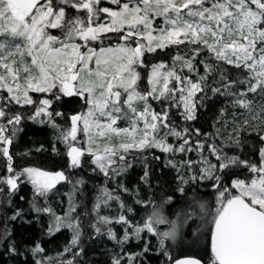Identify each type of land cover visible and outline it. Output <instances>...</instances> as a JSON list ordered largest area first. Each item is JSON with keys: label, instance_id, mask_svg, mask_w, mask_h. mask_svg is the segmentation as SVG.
Wrapping results in <instances>:
<instances>
[{"label": "snow or ice", "instance_id": "snow-or-ice-1", "mask_svg": "<svg viewBox=\"0 0 264 264\" xmlns=\"http://www.w3.org/2000/svg\"><path fill=\"white\" fill-rule=\"evenodd\" d=\"M25 121L54 130L67 169L14 163L46 151L43 143L11 151ZM154 149L164 154L163 168L177 172L167 187L152 183L144 153ZM51 151L58 154L56 143ZM0 159V194L9 204L23 185L32 189L28 210L13 206L0 232L10 255L31 253L21 264H86L76 201L85 182L66 170L87 164L114 180L137 159V186L102 187L87 226L120 247L110 264H145L153 245L142 234L155 238L166 264H264V0H0ZM61 181L72 185L68 192L57 189ZM141 185L149 199L134 203L152 210L137 220L118 193L140 197ZM208 187L211 200L200 196ZM56 196L67 198L66 208ZM112 201L119 214L101 215ZM30 214L29 224L48 218V236L70 231L55 257L38 239L23 249L13 239L8 224ZM186 227L192 245L205 244L206 258L172 256L167 242L182 240ZM132 238L144 243L141 252L124 251Z\"/></svg>", "mask_w": 264, "mask_h": 264}, {"label": "trees", "instance_id": "trees-1", "mask_svg": "<svg viewBox=\"0 0 264 264\" xmlns=\"http://www.w3.org/2000/svg\"><path fill=\"white\" fill-rule=\"evenodd\" d=\"M161 57H152L149 56L150 60H158ZM164 59H168L167 56H163ZM78 103L77 100H66L64 111H69V109L76 106ZM210 115V114H209ZM58 123H63L62 121H57ZM211 122V121H209ZM191 123V122H190ZM199 127V124L195 125ZM21 131L17 134L16 139L12 145L11 151L13 153H26L29 149H34L43 143L44 148L46 149L43 153L31 152L27 156H16L14 158V163L18 166H37L44 168L45 170H61L67 169V160L65 157V148L64 145L55 141V132L47 124H40L33 121H25L21 124ZM211 130V129H206ZM173 140H169V143H173ZM56 143L58 149V154H54L51 151V144ZM245 151H248L246 148ZM148 157L147 163L149 165L150 173L152 176L153 184H160L163 187H167L166 182L172 181L175 179L177 172L174 169H165L163 168L164 154L160 152L159 149H154L152 152L144 153ZM153 155L160 156L161 160L156 161L151 159ZM192 159H196L195 153L191 154ZM131 160V157H129ZM176 159H180L179 154H177ZM4 161L0 159V174H3ZM66 175L69 176L73 181L75 179L82 178L84 180V185H78L77 188L80 191L76 195V201L79 205L77 211L80 214L81 220L83 221L84 226V235H83V246L86 248V255L83 257V260L86 261V264H110V258L114 252L121 251L120 247L116 245L115 241L110 240L106 235L97 238L89 229L88 224L91 220L95 218V213L92 211L93 204L95 203V198L99 194V190L102 187H108L111 189H116L117 183H124L129 189L137 186L139 177L143 175V161L137 159L134 161L133 167L128 169L127 173L121 177H118L114 180L106 179L103 174H93L85 164L84 168L77 170H66ZM57 189L60 193L68 192L72 185L67 184L63 181L58 184ZM140 197H136L133 193L119 192L121 200H123L127 205H130L134 208L135 219L140 220L142 217H145L148 213L151 212L152 207L150 204H140L137 205L134 203L135 199L141 198L145 201L149 199L150 190L146 185L140 186ZM32 195V189L30 184L23 185L21 191L18 195L12 197V203L9 204L3 194H0V232H2L4 224L5 213L7 216L13 214V206L28 210L27 200ZM25 198L24 201L20 200V197ZM201 198L205 200L212 199L211 188L208 187L206 190H202L200 193ZM63 198L65 200L64 207H67V198L56 196L54 200H60ZM159 190L154 197L157 201L159 200ZM53 207H56L53 204ZM179 207V206H177ZM60 212V209H57ZM119 205L117 202H109L107 207H102L100 214L110 217H115L119 214ZM166 211H171L166 209ZM130 216L132 214H129ZM35 214L26 215L24 220L17 219L14 222L8 224V227L13 231V239L19 241L20 248L31 247L33 240H40L42 246L46 250L48 256L55 257L57 252H62L64 245L68 242L71 237V233L67 229H61L59 232L55 233L52 236H48L47 233V223L48 218L46 216L42 217L41 224L35 222L29 224L25 221L34 220ZM174 218V217H173ZM190 223V222H189ZM115 231L120 235H123V230L119 225H113ZM196 225L192 224L191 229H195ZM189 229L186 227L184 229V238L178 239L177 241L169 240L167 243L170 245V251L172 256L178 257L183 255L195 256L198 258H206L204 247L205 244L202 242L199 245H192L190 242V237H188ZM143 241H151L153 247L148 251L144 257L145 264H166V258L160 254L156 248V240L150 234H142ZM6 242H0V264H21L25 259L31 260L32 255L30 252H25L20 256L10 255L5 251ZM144 247L142 241H138L135 238L130 239L124 245V251L126 253L141 252ZM65 259H70L71 257L67 254L64 257ZM39 259V257H36Z\"/></svg>", "mask_w": 264, "mask_h": 264}, {"label": "water", "instance_id": "water-1", "mask_svg": "<svg viewBox=\"0 0 264 264\" xmlns=\"http://www.w3.org/2000/svg\"><path fill=\"white\" fill-rule=\"evenodd\" d=\"M186 256H189V255H185V256H180V257H177V258H175V259H181V258H184V257H186ZM195 257V256H194ZM196 258H198V257H196ZM199 259V258H198Z\"/></svg>", "mask_w": 264, "mask_h": 264}, {"label": "rangeland", "instance_id": "rangeland-1", "mask_svg": "<svg viewBox=\"0 0 264 264\" xmlns=\"http://www.w3.org/2000/svg\"><path fill=\"white\" fill-rule=\"evenodd\" d=\"M155 62V61H154ZM142 87H143V85H142Z\"/></svg>", "mask_w": 264, "mask_h": 264}]
</instances>
